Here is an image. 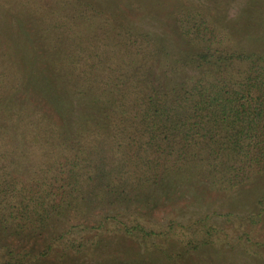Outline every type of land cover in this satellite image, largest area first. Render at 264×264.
<instances>
[{"label": "trees", "instance_id": "16d2710c", "mask_svg": "<svg viewBox=\"0 0 264 264\" xmlns=\"http://www.w3.org/2000/svg\"><path fill=\"white\" fill-rule=\"evenodd\" d=\"M157 13L0 0V264L250 257L187 211L264 174V46Z\"/></svg>", "mask_w": 264, "mask_h": 264}, {"label": "rangeland", "instance_id": "374dc122", "mask_svg": "<svg viewBox=\"0 0 264 264\" xmlns=\"http://www.w3.org/2000/svg\"><path fill=\"white\" fill-rule=\"evenodd\" d=\"M143 2L157 15L169 19L180 8H196L203 16L226 33L231 44L243 47L250 37L260 38L255 44L264 46V0H134ZM245 39L247 40L245 42ZM211 205L191 204L189 214L195 217L205 212L217 211L213 218L220 233L219 240L241 242L245 247V264H264V174H259L243 188ZM234 201V204H232ZM226 204L229 207H226ZM187 208V207H186ZM199 209V210H198ZM249 220L245 223L246 220ZM243 219V221H240ZM239 223H245L239 229ZM223 247V246H222ZM220 249H222L220 247ZM215 253L214 258L222 261L225 254ZM236 254V252L234 253ZM218 257V258H217Z\"/></svg>", "mask_w": 264, "mask_h": 264}]
</instances>
